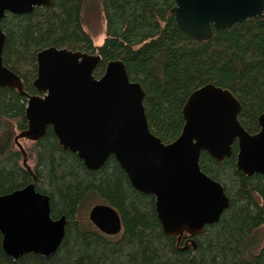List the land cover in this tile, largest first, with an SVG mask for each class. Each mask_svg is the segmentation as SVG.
Here are the masks:
<instances>
[{
	"label": "trees",
	"instance_id": "trees-1",
	"mask_svg": "<svg viewBox=\"0 0 264 264\" xmlns=\"http://www.w3.org/2000/svg\"><path fill=\"white\" fill-rule=\"evenodd\" d=\"M174 5L175 0H53L31 13H7L1 21L7 36L4 64L22 78L25 92L36 95L42 94L34 85L37 54L45 48L100 55L98 78L110 60L121 59L145 91L151 131L165 143L182 133L190 94L212 83L238 98L240 122L258 132L264 112V17L197 41L177 24ZM94 19L103 24L99 45ZM27 102L18 89L0 86V196L34 182L50 197L52 217H66V233L51 258L30 252L14 260L3 249L0 231V264H264V175L238 169L237 142L223 160L206 151L200 159L201 169L223 185L229 207L198 235L179 238L164 232L155 197L136 189L113 155L100 169H88L77 153L60 145L51 126L30 140L36 166H22L28 150L16 137L28 128ZM96 204L119 212V234H106L91 222L88 214Z\"/></svg>",
	"mask_w": 264,
	"mask_h": 264
},
{
	"label": "water",
	"instance_id": "water-1",
	"mask_svg": "<svg viewBox=\"0 0 264 264\" xmlns=\"http://www.w3.org/2000/svg\"><path fill=\"white\" fill-rule=\"evenodd\" d=\"M52 2L0 0V86L16 88L28 98V128L21 134L38 140L51 126L60 145L77 153L91 170L100 169L113 155L132 185L155 197L158 218L168 235L195 236L216 223L230 198L223 185L201 169V154L206 151L223 160L237 142L238 169L264 175V112L259 116L260 130L248 132L239 120L238 98L209 83L190 94L183 106L182 133L165 143L151 131L145 91L130 79L121 59L110 60L97 78L94 70L100 55L54 46L37 54L34 85L44 95L28 94L22 78L4 64L7 36L1 21L7 13H31ZM172 13L181 29L205 41L214 30L264 17V0H175ZM89 218L106 234L122 231L121 216L111 205L96 204ZM66 224L65 216L52 217L50 197L34 182L0 196L2 246L14 260L30 252L51 258L64 239Z\"/></svg>",
	"mask_w": 264,
	"mask_h": 264
},
{
	"label": "rangeland",
	"instance_id": "rangeland-1",
	"mask_svg": "<svg viewBox=\"0 0 264 264\" xmlns=\"http://www.w3.org/2000/svg\"><path fill=\"white\" fill-rule=\"evenodd\" d=\"M103 24L101 22H99L98 20H93L92 22V30L97 33V37H96V44L99 45L102 43L104 36L103 33ZM22 132L18 133L16 139L18 142L19 146H22V148H26L28 150V154H26V162L24 160L25 157H23L20 160V164L22 166L26 165L29 166L30 169H33L36 164H37V152L35 150H33L30 139L24 137L22 134ZM89 215V214H88Z\"/></svg>",
	"mask_w": 264,
	"mask_h": 264
},
{
	"label": "flooded vegetation",
	"instance_id": "flooded-vegetation-1",
	"mask_svg": "<svg viewBox=\"0 0 264 264\" xmlns=\"http://www.w3.org/2000/svg\"><path fill=\"white\" fill-rule=\"evenodd\" d=\"M104 73H105V72H104ZM95 77H96V76H95ZM36 78H37V77H36ZM97 78H98V77H97ZM41 93H42V94H36V95H42V96H43V95H44V93H43V92H41ZM58 140H59V139H58Z\"/></svg>",
	"mask_w": 264,
	"mask_h": 264
}]
</instances>
